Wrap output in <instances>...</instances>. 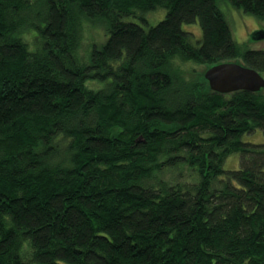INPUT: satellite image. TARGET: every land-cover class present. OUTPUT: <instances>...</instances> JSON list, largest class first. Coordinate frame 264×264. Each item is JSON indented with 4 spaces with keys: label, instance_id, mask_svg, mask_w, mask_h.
<instances>
[{
    "label": "trees",
    "instance_id": "trees-1",
    "mask_svg": "<svg viewBox=\"0 0 264 264\" xmlns=\"http://www.w3.org/2000/svg\"><path fill=\"white\" fill-rule=\"evenodd\" d=\"M219 1L0 0V264H264V142L242 139L264 135V87L203 77H264V48ZM226 1L264 20V0Z\"/></svg>",
    "mask_w": 264,
    "mask_h": 264
},
{
    "label": "rangeland",
    "instance_id": "rangeland-1",
    "mask_svg": "<svg viewBox=\"0 0 264 264\" xmlns=\"http://www.w3.org/2000/svg\"><path fill=\"white\" fill-rule=\"evenodd\" d=\"M218 6L220 10L223 12L225 19L228 23V26L231 31L232 39L239 43L240 45H246L249 49H259L264 48V20L257 18L256 16L246 13L230 3L226 0H222L218 2ZM151 12L147 21L149 22L148 25H154L158 21H160L164 15L165 10L159 8L155 13ZM183 29L187 30L195 35V38H200L201 30L198 24H185L183 25ZM100 36V33L97 28L90 27L86 28L84 33V44L83 47H86L89 40H93L95 37ZM106 38V35H105ZM92 44L100 47L103 42L98 43L97 40H93ZM83 48L81 53H84ZM90 50V48H89ZM82 58V57H80ZM83 59V58H82ZM89 60V59H88ZM85 59L84 62L88 61ZM177 68H180L182 71L186 73V76H191L192 68H197V71H200L206 68V65L197 64L192 61L187 62H176ZM242 139L244 141H249L253 143H263L264 142V135L260 130H255L250 134L243 135ZM239 167V155L238 154H231L229 155L225 162L224 168L225 169H236Z\"/></svg>",
    "mask_w": 264,
    "mask_h": 264
},
{
    "label": "water",
    "instance_id": "water-1",
    "mask_svg": "<svg viewBox=\"0 0 264 264\" xmlns=\"http://www.w3.org/2000/svg\"><path fill=\"white\" fill-rule=\"evenodd\" d=\"M211 91L227 94L239 90L257 92L264 87V77L237 62H224L209 67L203 74Z\"/></svg>",
    "mask_w": 264,
    "mask_h": 264
}]
</instances>
